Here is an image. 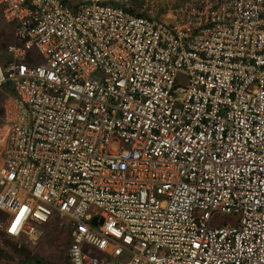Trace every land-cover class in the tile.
<instances>
[{
  "label": "built area",
  "instance_id": "1",
  "mask_svg": "<svg viewBox=\"0 0 264 264\" xmlns=\"http://www.w3.org/2000/svg\"><path fill=\"white\" fill-rule=\"evenodd\" d=\"M173 1L0 0L8 237L55 215L71 264H264V0Z\"/></svg>",
  "mask_w": 264,
  "mask_h": 264
},
{
  "label": "rangeland",
  "instance_id": "2",
  "mask_svg": "<svg viewBox=\"0 0 264 264\" xmlns=\"http://www.w3.org/2000/svg\"><path fill=\"white\" fill-rule=\"evenodd\" d=\"M174 1L177 3L179 0ZM175 3H173L174 6ZM158 4L155 5L154 16L166 10ZM10 42H13V34L8 31L0 15V55L6 61L12 58L11 53L6 50ZM177 81L179 85H185V79L180 75ZM2 218L3 215L0 212V225ZM223 222H225L224 215H217L212 221L213 224ZM37 229L40 230L41 235L38 240L31 243L29 240L25 241L24 236L21 239L8 237L0 226V264H71L67 255L71 242L69 223L54 215L49 222L37 225ZM91 254L98 256L96 250H93ZM119 258L127 259L128 255L124 254Z\"/></svg>",
  "mask_w": 264,
  "mask_h": 264
},
{
  "label": "snow or ice",
  "instance_id": "3",
  "mask_svg": "<svg viewBox=\"0 0 264 264\" xmlns=\"http://www.w3.org/2000/svg\"><path fill=\"white\" fill-rule=\"evenodd\" d=\"M26 208H21L20 214L16 217L15 222H13L12 226L9 228L10 232H15L17 230V226L20 223L21 217L24 215Z\"/></svg>",
  "mask_w": 264,
  "mask_h": 264
},
{
  "label": "water",
  "instance_id": "4",
  "mask_svg": "<svg viewBox=\"0 0 264 264\" xmlns=\"http://www.w3.org/2000/svg\"><path fill=\"white\" fill-rule=\"evenodd\" d=\"M93 221H94V219H93Z\"/></svg>",
  "mask_w": 264,
  "mask_h": 264
},
{
  "label": "trees",
  "instance_id": "5",
  "mask_svg": "<svg viewBox=\"0 0 264 264\" xmlns=\"http://www.w3.org/2000/svg\"><path fill=\"white\" fill-rule=\"evenodd\" d=\"M1 212V211H0Z\"/></svg>",
  "mask_w": 264,
  "mask_h": 264
}]
</instances>
